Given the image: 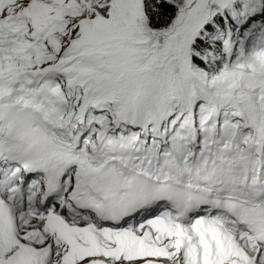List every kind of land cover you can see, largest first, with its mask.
Listing matches in <instances>:
<instances>
[{"label": "snow or ice", "instance_id": "1", "mask_svg": "<svg viewBox=\"0 0 264 264\" xmlns=\"http://www.w3.org/2000/svg\"><path fill=\"white\" fill-rule=\"evenodd\" d=\"M0 264H264V0H0Z\"/></svg>", "mask_w": 264, "mask_h": 264}]
</instances>
